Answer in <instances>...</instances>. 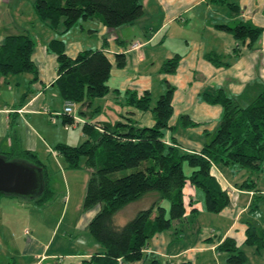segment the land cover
I'll return each instance as SVG.
<instances>
[{"label":"crops","instance_id":"crops-1","mask_svg":"<svg viewBox=\"0 0 264 264\" xmlns=\"http://www.w3.org/2000/svg\"><path fill=\"white\" fill-rule=\"evenodd\" d=\"M10 1L0 0V6L9 5ZM139 1L145 10L144 16L131 25L123 26L124 29H110L93 21H82L89 23L93 29L89 27L85 30L80 25L75 34L67 36L69 31L58 36L33 19L28 24V29L23 25L19 28L0 29V44L8 35H31L35 43L32 61L38 74V80L33 84L30 83L32 76L28 74L0 77V153L31 151L46 166L51 177V162L59 169H67L66 171L83 170L68 169L66 163L62 165V157L53 150L60 143L81 144L85 139L81 124L88 119L80 116V106H75L74 115L81 123L75 126L62 123L63 117L60 114L64 109V100L54 85L57 78L56 57L46 49L48 41L54 38L64 41L65 52L70 58L84 50L104 47L108 51L107 56L111 63L109 92L99 98L98 102H95L96 99L93 101L92 108L98 107L99 113L90 122L99 126L113 125L126 116L141 127L152 126L154 121L151 112H139L126 106L123 95L126 91L137 92L136 88L133 90L130 87L135 82L136 86L149 87L143 92H149L151 96L150 85L153 83L148 86L145 80L148 81V74H156L160 82L166 81L175 88L172 98L173 115L169 122L173 130H166V144H172L175 140L184 150L190 152L201 150L206 134L213 133L220 120V106L207 104L201 98L202 93L212 94L216 89L222 88L232 95H240L255 80L264 83V0H230L238 5L237 17H232L226 6L221 5L227 12L223 9L215 10L217 4L209 0ZM4 11L5 9H0V21ZM212 13L213 16L210 15ZM238 20L248 21L262 28L260 40L251 51L245 46L242 47L241 55L230 67L217 68L206 61L205 56L211 53L231 56L236 46L233 36L218 26L233 27ZM85 33L88 36L82 39ZM93 37L96 40L92 43L89 39ZM134 42H139L141 47L132 49ZM117 54L125 56L126 65L123 68L116 66L114 56ZM176 55L180 57L176 72L173 75L160 74L163 63ZM143 68L155 71L144 73ZM25 93L27 97L24 99ZM182 117L187 118L185 123L191 122L195 125H186L182 120L180 122ZM79 128L80 134H77ZM212 175L227 192L230 200L228 207L217 215L209 214L204 211L202 203H197V199L189 195L197 210L194 215L187 214L184 219L174 221L168 230L152 237L143 251L144 259L122 264H227V253L217 250L225 238H232L237 247L244 249L248 258L247 264H264V256H257L243 245L247 223L264 229V205H260L259 199V196L264 199V173L250 174L242 171L230 176L229 172H221L214 167ZM248 177L255 182V191L239 188ZM64 179L68 185L67 179ZM190 192L193 194L191 189ZM156 197L155 194H147L123 209L133 207L131 205L137 207L140 201H145L146 207H139V211L146 209ZM6 199L13 198L0 200V211L9 208L2 203ZM254 201H258V208L251 210ZM80 202L78 210H83L82 199ZM23 206L25 209V205ZM67 206L65 200L61 215L48 228H43L42 224L40 226L35 219L25 220V228L29 229L25 231L27 236L16 240L0 238V264H80L91 255L102 253L101 245L86 234L87 223L93 218V213L88 214L82 222L67 224L65 230L59 234L62 224L60 220L66 213ZM34 207L43 211L48 204ZM10 209H13L12 206L8 210ZM127 221L128 219H122L119 223L122 225ZM0 224L7 227L4 222ZM23 225L24 222L18 227L20 232ZM76 226L78 227L75 229ZM80 230L85 237L82 242L77 239Z\"/></svg>","mask_w":264,"mask_h":264},{"label":"trees","instance_id":"trees-1","mask_svg":"<svg viewBox=\"0 0 264 264\" xmlns=\"http://www.w3.org/2000/svg\"><path fill=\"white\" fill-rule=\"evenodd\" d=\"M226 6L232 17L239 15L238 5L228 0H209ZM34 15L39 23L62 36L71 31L79 21H93L110 29L131 25L141 19L145 12L139 0H34ZM236 40L232 54L224 56L207 54L206 61L213 66L230 67L242 52V47L253 50L260 40L263 29L248 21L238 20L230 27L219 25ZM34 40L28 33L8 35L0 44V77L28 74L30 83L38 80L37 68L32 61ZM46 49L55 55L57 78L54 85L64 100L80 106L79 115L88 118L81 124L84 141L78 146L57 144L54 152L60 155L68 169H83L89 172L82 208L99 210L89 221L87 230L103 251L81 261L80 264H122L144 259L143 251L156 234L168 230L174 221L197 211L190 200L186 203L184 189L188 184L201 190L203 209L217 215L230 204L227 192L212 175L215 168L227 171L230 176L242 171L250 174L264 173V83L255 80L240 95H232L222 88L211 93H202L207 104L218 105L221 115L213 133L206 134L198 152L184 150L175 140L166 144L165 132L170 128L173 115L172 98L175 88L163 81L166 89L155 104L151 105L149 92L126 91L124 104L139 112H151L154 124L141 127L135 121L122 117L113 125L90 122L99 108H92L95 99L109 92L111 63L108 51L84 50L74 58L65 52V43L60 38L48 41ZM116 66L123 68V54L114 56ZM179 56H174L161 66L159 73L173 75ZM27 93L24 94V99ZM63 112V111H62ZM66 126L78 125L72 116L61 113ZM185 123L186 117L181 118ZM0 155L6 161H16L31 168H40L43 173L42 190L31 199L36 207H44L52 200L51 173L31 151L5 152ZM83 159V163H81ZM240 189L255 191V182L246 178ZM147 194L157 197L151 205L138 211L125 224L117 221V214ZM16 197L0 194L1 197ZM259 196L260 201L264 199ZM258 201L251 210L258 208ZM244 248L264 256V229L247 223ZM227 253V264H247L243 248L237 247L232 238H225L217 247ZM155 263V262H153ZM56 264H61L57 262Z\"/></svg>","mask_w":264,"mask_h":264},{"label":"rangeland","instance_id":"rangeland-1","mask_svg":"<svg viewBox=\"0 0 264 264\" xmlns=\"http://www.w3.org/2000/svg\"><path fill=\"white\" fill-rule=\"evenodd\" d=\"M33 1L34 0H11L9 5L0 6V9L1 8L5 9L4 14L0 21V29L12 28V27L19 28L22 25L24 26V28L28 29V24L30 23L31 19L37 20L36 16L34 15L33 8H32ZM222 9L225 10V12H227V9H225V7H222L221 5L217 4V8L215 10L222 11ZM210 15L213 16V13ZM36 22H38V20ZM80 25H82L85 28V30H87L90 27L89 23L79 21L75 25L74 29H72L68 33L67 36H69L70 34L72 35L75 34V30H79ZM33 26L34 25L32 24V27ZM90 28L91 30L93 29V27H90ZM124 28L125 27H123V29ZM29 30H32V28L29 27ZM87 36H88L87 33H85L82 39L87 38ZM89 40L93 43L95 42L96 39L93 37L92 39H89ZM156 55H160V54L156 53ZM142 70L144 71V73H150V72L155 71L153 69H146V68H143ZM131 71L132 69L129 70V72ZM148 77H149L148 81L145 80V82L148 83V86L150 83H153L152 85H150V88L152 89L151 90V93H152L151 94V105L153 106L155 102L157 101V99L159 98V96L165 91L166 87L163 82H160L159 77L156 74H152V75L148 74ZM130 87H132L133 90L136 88L137 89L136 91L138 93H143V91L149 89V87L147 86L146 87L136 86L135 82H133L132 86ZM96 100L97 101L95 102H98V99ZM181 120L182 119H180V122ZM70 130L72 129L70 128ZM76 132L77 134L78 133L80 134V128L77 129ZM71 143L72 144H70V146L79 145V144H74L75 142H71ZM60 160H61L62 165H64L65 164L64 159L61 158ZM80 162L83 163V159H81ZM50 164H51L50 168L53 171L52 186H53L54 195H53L52 200L49 202L48 207H46V209H44L43 211H38L37 209H34L35 207L31 203V199H27L21 196L12 197L13 199L2 200V203L4 205H6L7 207L9 206V208H11L12 206L13 209H10L11 210L10 211L8 210L9 208H6V209L4 208V210L0 211V217H2V219H0V223L4 222L7 225V227H4L3 225L0 224V238L2 239L8 238V239L16 240L20 238L21 236H24V237L27 236L28 233H25V231L29 229L25 228L26 223H27L25 222V220L33 221L35 219L39 222L40 226L41 224L43 225V228L50 227V225L54 223L56 219L61 215L63 205L65 204V200H66V203H68V206H67L66 213L63 214L60 220L62 224L59 230V234L61 233L63 229L65 230L67 224L69 223L76 224L79 221L82 222L84 218H87L88 214L93 213V216H94V214H96V212L99 210V206H96L90 210H81V208L80 210H78V207L81 206V202H80L81 199H82V204H83V198H84L83 194L86 188L87 178L89 177V172L85 170L66 171L67 169L66 170L63 168L59 169V167L53 162H51ZM64 178L67 179L68 185L65 184ZM190 189L193 191V194L190 192ZM67 191L69 194H67ZM184 193H185L186 203L189 201V195L190 196L192 195L194 199H197V203L203 204V194L201 190L195 187H192L190 184H188L186 188L184 189ZM2 198H6V197L5 196L1 197L0 200ZM262 201L263 200L260 201L261 202L260 205H264V202ZM144 203L145 201H140L137 207H134V205H131L133 207H129V208L127 207L125 209H122V212H119L117 214V218H116L117 221L119 222L122 219L130 220L139 211L138 209L139 207H146V204ZM23 205H25V209L23 208L24 207ZM80 211L82 212L80 213ZM40 214L42 215L40 216ZM40 217H41V220L39 219ZM22 222H24V225L22 226V231L20 232L21 229H19L18 227L20 223ZM11 226H14V228H11ZM77 227L78 226L74 228L76 229ZM78 232H79L78 233L79 236L77 239L79 240V242H82L83 241L82 239L85 237L82 235L81 230ZM86 234L89 238H91V240L95 241L94 238L90 236L88 232Z\"/></svg>","mask_w":264,"mask_h":264},{"label":"water","instance_id":"water-1","mask_svg":"<svg viewBox=\"0 0 264 264\" xmlns=\"http://www.w3.org/2000/svg\"><path fill=\"white\" fill-rule=\"evenodd\" d=\"M43 173L0 155V194L32 199L42 190Z\"/></svg>","mask_w":264,"mask_h":264},{"label":"built area","instance_id":"built-area-1","mask_svg":"<svg viewBox=\"0 0 264 264\" xmlns=\"http://www.w3.org/2000/svg\"><path fill=\"white\" fill-rule=\"evenodd\" d=\"M140 47H141V44L139 42H134L131 45L132 49H139ZM62 113L72 116L77 123H81L80 120L74 115V104L72 102L66 101ZM51 115L53 116L54 114H51Z\"/></svg>","mask_w":264,"mask_h":264}]
</instances>
